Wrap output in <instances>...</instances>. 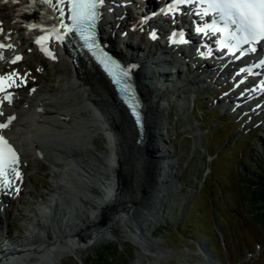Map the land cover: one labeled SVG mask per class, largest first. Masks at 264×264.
Returning a JSON list of instances; mask_svg holds the SVG:
<instances>
[{
  "label": "bare ground",
  "instance_id": "obj_1",
  "mask_svg": "<svg viewBox=\"0 0 264 264\" xmlns=\"http://www.w3.org/2000/svg\"><path fill=\"white\" fill-rule=\"evenodd\" d=\"M113 3L116 1H108L107 11L100 18L101 37L126 63L135 65L132 70L144 107L145 120L141 132H137L122 105L114 101L107 77L91 63L71 60L53 39H48L45 44V49L52 55L41 50V45L35 42L39 28L29 29L27 26L40 24L47 27L42 7L35 6L31 0L0 4V43L6 45L1 49L7 58L0 61V77H9L0 82V87L4 88L0 92V123H7L10 117H14L8 128L0 129V132L18 156V164L14 166L16 173L9 170L7 176L0 178V199L3 202L9 199L7 192L12 186L21 188L23 157L34 155L46 160L55 180V187L49 190L52 201L43 202V209L49 211L50 206L52 209L56 197H63L68 203H83L74 205L76 208L79 205V214L68 212L57 217L54 211L49 221L30 208L34 212L32 229L25 227L28 232L15 240L5 235L0 237V264H64L62 255L78 258L82 250L102 240L118 238L119 235L136 241L140 252L152 259L150 264L158 263L167 251L153 246L159 243L145 235L143 223L149 216L150 205L160 201L164 193L155 187L158 182L153 174L158 165L155 161L145 160V154L154 152L153 139L160 124L157 120L158 108L162 103L160 99H163L160 93L171 90L168 88L170 86L175 88L174 91L178 90L174 81L182 79L192 87L191 90L194 87L205 88V82L217 79L218 73L226 80H234L238 86L237 90L223 95L220 99L222 106H232L236 99H243L241 96L238 98L237 91L249 90L254 98L242 103V106H246L252 114L264 113L263 86L254 87L252 84L255 88L252 89L248 86L249 77L245 72L235 69L237 73L233 76L228 71V65L234 63L235 58L224 66H212L202 61V51L196 52L194 57V52L188 54L180 43H167L171 30L181 26L190 46L199 43L193 31L194 22L188 16L157 13L156 8L160 4L157 5L156 0H146L142 5H137L136 0H122L118 6ZM151 10L152 15H148ZM153 32L156 39L150 36ZM139 41L147 42V48L142 49ZM17 56L21 59L12 63ZM38 56L40 67L45 69L48 64L55 76L62 75L58 85H42L44 88H40V82L34 83L38 80L30 79L27 70L33 72V66L26 64V61ZM184 57H189L192 63L202 68L207 67L210 72L202 71L182 77V71L186 72L187 69L189 73L192 72L188 64L191 61H184L187 64L184 70L176 64L183 62ZM250 58L254 62L264 59V43ZM21 62L27 69L20 68ZM166 62L174 69H163L160 63ZM66 64H71L73 69L70 66L65 72ZM153 67L159 68L155 70ZM153 77L157 78L155 91L145 82ZM174 91L163 95L166 99L172 96L182 98ZM245 93L244 99L249 95ZM7 96L10 99H6ZM90 126L103 134L107 145L104 152H91L78 145L82 133L90 132ZM78 193H82V196ZM31 195L36 197L33 193ZM203 240L207 241L205 238ZM198 248L203 256L211 258L198 264H209L210 261L222 264L207 248Z\"/></svg>",
  "mask_w": 264,
  "mask_h": 264
},
{
  "label": "rangeland",
  "instance_id": "obj_2",
  "mask_svg": "<svg viewBox=\"0 0 264 264\" xmlns=\"http://www.w3.org/2000/svg\"><path fill=\"white\" fill-rule=\"evenodd\" d=\"M139 42L142 49L147 48V42ZM117 45L121 50L119 41ZM39 59L38 56L26 61L33 66V72L27 70L30 79L38 80L34 83L40 82V88L58 85L62 75L55 76L48 64L45 69L40 67ZM183 59L176 62L181 69L187 65L184 61L191 60ZM160 64L167 71L174 69L167 62ZM66 65L65 72L70 68ZM19 66L27 69L22 62ZM228 71L233 76L237 73L233 69ZM181 75L186 77L190 73L182 71ZM217 79L205 80V88L193 90L189 84L183 82L179 87L176 83L178 90L170 86L171 90L163 93L174 91L182 98L166 99L160 93L164 100L160 99L158 108L160 124L153 139L154 152L145 154V160L158 165L153 174L158 182L155 187L164 193L160 201L150 205L149 216L143 223L145 235L159 243L153 246L167 251L156 264H198L207 259L198 246L207 248L222 264H264V205L260 193L264 190V113L252 114L247 109L237 112L222 106L223 95L237 87L232 79L225 82L221 80L224 77ZM156 81L154 77L145 80L153 91ZM88 128L90 132L82 133L78 145L91 152H104L107 145L103 134L91 126ZM50 171L43 158L23 157L21 188L12 186L7 192L9 199L6 202L0 199V237L15 240L28 232L25 227L32 229L34 212L30 208L47 221L54 211L57 217L68 212L79 214V205L77 208L74 205L83 203H68L63 197H56L49 211L43 209V202L51 203L49 190L55 187ZM62 258L64 264L152 261L140 252L136 241L122 235L82 250L78 258L63 255Z\"/></svg>",
  "mask_w": 264,
  "mask_h": 264
},
{
  "label": "snow or ice",
  "instance_id": "obj_3",
  "mask_svg": "<svg viewBox=\"0 0 264 264\" xmlns=\"http://www.w3.org/2000/svg\"><path fill=\"white\" fill-rule=\"evenodd\" d=\"M9 2H16V0H0V4H7ZM40 3L48 4L54 12H58L59 15H54L53 19L56 21L51 28H44L40 24H29V29H40L45 34L39 36L36 39V43L41 45V50L45 51L47 55H52L47 51L43 42L50 37L56 40L63 41V39L69 34L76 33L84 40L85 45L89 48H94L95 45V28L98 20L101 17L99 11L103 5L104 0H39ZM196 0H175V4L169 6L168 11L173 12L177 10V6L185 3H194ZM206 4V8L201 12L203 15L212 12L216 14L218 20L222 23L214 21L205 27H199L197 32H206L210 30L213 33H223V38L219 41L222 49H227L232 55H235L239 51L240 55H245L247 51L255 52L259 45L264 43V0H199ZM63 5H67L68 16L70 25L64 21L65 8ZM63 29V33H61ZM2 32V29H0ZM173 37L178 33H173ZM152 39H156L155 32L151 33ZM175 42V41H174ZM181 43L184 41L181 40ZM241 45H253L248 49H244ZM6 45L0 43V48H4ZM11 47V45H7ZM203 55V53H201ZM55 58V57H53ZM7 58L0 52V60H6ZM21 57L17 56L12 60L15 63ZM115 67L120 66L115 61H109ZM261 65H264V61H261ZM132 65L131 68H134ZM130 68L122 71V76L127 77L130 72ZM241 71H249V69H241ZM9 77H0V82L8 79ZM264 85V81H262ZM11 85H9L10 87ZM2 90V89H0ZM125 90L128 87L125 86ZM10 99V96L5 97ZM133 111H136V106L133 105ZM2 115V113H0ZM139 117V113H136ZM14 117H10L7 123H0V129L8 128L11 120ZM18 164V156L12 145L4 138L0 133V176H7L9 170L16 173L15 165ZM7 183V181L5 182Z\"/></svg>",
  "mask_w": 264,
  "mask_h": 264
},
{
  "label": "water",
  "instance_id": "obj_4",
  "mask_svg": "<svg viewBox=\"0 0 264 264\" xmlns=\"http://www.w3.org/2000/svg\"><path fill=\"white\" fill-rule=\"evenodd\" d=\"M108 51H109V55L113 56V53H112L110 50H108ZM114 57H115V56H114ZM85 58H87V57L85 56ZM115 58L117 59L116 62L120 65L121 68H123V69H125V70L129 68L128 66L125 65L124 62L120 61L117 57H115ZM85 60H87L89 63H91L92 66L95 67V69H97V70L100 71V69H99V68H98L93 62H91V60H89V59H85ZM100 72H101V71H100ZM101 73H102V72H101ZM107 81H108V83H109V89L112 91V96H113L114 101H115L116 103L122 105V107L126 110V112H127V114L129 115V117L132 119L133 123H135V121H134L132 115L130 114V111L127 109L126 106H124V104L121 102V100L117 97L115 87L113 86V84H112L108 79H107ZM138 100H139L140 108H138V106H136V110H138V111L140 112V118L142 119V122H143V124H144V111H143V106H142L143 103H142V95H141V91H139V93H138ZM130 107L133 108V106H130ZM135 128H136V127H135ZM137 131H138V130H137ZM140 132H141V131H140Z\"/></svg>",
  "mask_w": 264,
  "mask_h": 264
},
{
  "label": "trees",
  "instance_id": "obj_5",
  "mask_svg": "<svg viewBox=\"0 0 264 264\" xmlns=\"http://www.w3.org/2000/svg\"><path fill=\"white\" fill-rule=\"evenodd\" d=\"M260 193L262 194L261 200H263V203L262 204L264 205V190H261Z\"/></svg>",
  "mask_w": 264,
  "mask_h": 264
}]
</instances>
